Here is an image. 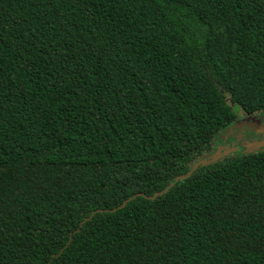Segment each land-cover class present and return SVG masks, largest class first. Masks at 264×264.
I'll return each instance as SVG.
<instances>
[{
    "label": "trees",
    "instance_id": "16d2710c",
    "mask_svg": "<svg viewBox=\"0 0 264 264\" xmlns=\"http://www.w3.org/2000/svg\"><path fill=\"white\" fill-rule=\"evenodd\" d=\"M224 92L264 112V0H0V264H264V148L75 232L211 156Z\"/></svg>",
    "mask_w": 264,
    "mask_h": 264
},
{
    "label": "rangeland",
    "instance_id": "374dc122",
    "mask_svg": "<svg viewBox=\"0 0 264 264\" xmlns=\"http://www.w3.org/2000/svg\"><path fill=\"white\" fill-rule=\"evenodd\" d=\"M225 97L227 103H229V105L231 106H234L233 110L237 114L238 118L230 128L227 127L219 133L220 135L218 134L215 137L212 147V153L214 154L216 152L224 151L227 149H236L234 153L242 155L253 153L264 148V132L258 134L257 132L254 133L249 125H245L244 127L242 124L244 123V121L248 120V115L242 110L239 105H234L231 102L230 97L226 93ZM227 129H233V131L221 136V134L225 133Z\"/></svg>",
    "mask_w": 264,
    "mask_h": 264
},
{
    "label": "water",
    "instance_id": "95a60500",
    "mask_svg": "<svg viewBox=\"0 0 264 264\" xmlns=\"http://www.w3.org/2000/svg\"><path fill=\"white\" fill-rule=\"evenodd\" d=\"M236 149H227V150H224V151H219V152H216L214 154H212L211 156H209L208 158H201L199 160H197L192 166L191 168L189 169V171L185 174H182V175H178L176 176L173 181L171 183H169V185H167L164 189H162L161 191L159 192H155L153 195L151 196H147V195H144L142 193H138L128 199H126L119 207H116L114 209H110V210H94L91 212V214L87 217H85L81 223H80V226L79 228L75 231V232H78L80 230V227L86 223L90 218H92L97 212H105V211H109V212H113L119 208H122L126 205L127 202H129L130 200L134 199L135 197L137 196H144L145 198L147 199H150V200H154L156 199L158 196L166 193L170 188H172L178 181L180 180H185L187 179L188 177H190L193 172L200 166V165H208V164H212L214 162H216L217 160H219L220 158L226 156L227 154L229 153H233ZM71 240V239H70ZM70 240L68 241V244L70 242ZM67 244V245H68ZM55 256V255H54Z\"/></svg>",
    "mask_w": 264,
    "mask_h": 264
},
{
    "label": "flooded vegetation",
    "instance_id": "af4514ba",
    "mask_svg": "<svg viewBox=\"0 0 264 264\" xmlns=\"http://www.w3.org/2000/svg\"><path fill=\"white\" fill-rule=\"evenodd\" d=\"M247 115H248V120L244 121V123L242 125L244 127H245V125L246 126L249 125V127L252 129V131L254 133L257 132L258 134H260L261 132H264V112H258V113L247 114ZM231 126H229V128ZM232 131H233V129H227V131L225 133H222L221 136L223 134H228V133H230Z\"/></svg>",
    "mask_w": 264,
    "mask_h": 264
}]
</instances>
